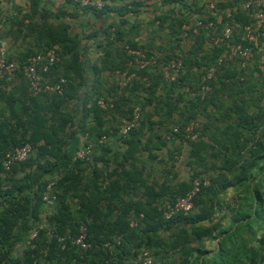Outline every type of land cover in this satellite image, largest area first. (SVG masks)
<instances>
[{
	"label": "trees",
	"instance_id": "trees-1",
	"mask_svg": "<svg viewBox=\"0 0 264 264\" xmlns=\"http://www.w3.org/2000/svg\"><path fill=\"white\" fill-rule=\"evenodd\" d=\"M99 1L103 2L101 9L80 8L75 5L81 10H90L96 14L111 10V7L105 4L106 0ZM187 6L190 11V5ZM215 10L217 14H222V10H219L217 6ZM251 13V10L246 9L243 14L231 11L230 17L224 16L221 25L218 26V33L225 29L227 23L231 27L233 22L243 25L251 23ZM195 18L203 20V22H215L216 20L213 17L205 19L180 13L176 17L174 27L177 34L185 35L193 41L190 52L184 56L169 52L173 55L158 62L146 64L138 70L137 74L140 77L148 78L147 84L131 81L121 94L117 93L115 85L105 89L100 80L91 84L90 87L85 86L77 45L68 38L63 26H48L44 33L41 31L38 35V37L40 36L38 38L39 48L28 50L21 57L16 58L17 62L22 65L28 56L58 46L55 49L59 60L48 75L52 79L63 76L67 80L62 95L31 94L28 90V82L20 71L16 72V76L21 80L13 83L16 86L19 84L18 88L15 86V89L12 87L8 92H5L3 86L7 85L6 88H8L10 84L4 83L7 80L5 77L0 79V83H4L0 86V98H4L9 103L8 116L0 115L1 158L10 149L25 144H29L31 150L32 148L38 149L37 159H30V153L24 162L12 165L7 171L0 162L1 171L6 174H10L12 171L13 174L17 171L24 172L23 177L15 180L8 192L0 191V198H3L7 203L6 212L10 211V215L29 217L37 222L40 216V207L45 204L42 197L47 186L51 183L46 175L57 174L59 176L56 189L54 184L51 186V194L61 204L58 214L51 217L52 220L59 223V226L58 229L52 230L50 233L55 251L60 256L66 257L62 264H71L74 257L71 250L74 249L81 253L102 250L104 255L101 263L113 264L111 256H107L108 252L121 248L124 239L128 245H133L135 240H139L137 246L150 240L151 246L153 240V242L159 241L158 233L162 224H165L166 228H170L190 222L192 230L194 225L203 227L202 223L205 224L210 218L208 211L211 209V202L215 201L220 191L223 192L229 188L241 191L236 211H232L231 224L228 227H219L217 223H212V227L206 230L218 236L217 251L207 257L205 255L209 252L199 248V245H192L190 259L193 255L194 258L190 264H264V255L262 256L264 247H261L262 252L260 250L257 253L255 248L247 246L253 239L264 244V235L256 238L257 229L264 225V172H262L264 168L262 170L259 168V162L264 159V107L260 106L261 99L264 98V69L261 70L256 63L261 60L259 48L263 39L261 36L259 37L258 47L251 45L253 58L245 70L240 68L237 59H233L228 61L227 65H222L213 78L205 80L203 77L206 71L223 55L224 48L211 44V31L198 27ZM184 25H187L189 29L184 30ZM196 28L197 33H194L193 30ZM241 35V30L233 29L232 42L247 45L246 41L240 39ZM174 39L178 41L179 37L176 36ZM205 41L209 42L207 48H204ZM127 48L131 51H142L143 57L130 54L125 50L119 55L117 65L113 66L114 59L110 58L109 54H105L101 61V68L113 73L115 68L123 70L128 61H132V63L138 61L141 66L151 59L150 52L140 50L133 44H128ZM171 58H179L182 64L179 74L172 81L164 77L160 70V67H164ZM150 64L153 65L148 66ZM262 66L264 65L262 64ZM152 68L161 73L150 78L149 71ZM248 71L251 78H258H253L249 84H244L246 81L244 76ZM96 73L98 76L100 75V68H96ZM256 74L257 76H255ZM230 77L234 78L230 79ZM234 81L235 84L232 83ZM202 86H207L209 90L203 91ZM17 89H20L19 92H16ZM81 90L83 102L80 110L77 107L66 110L65 105L68 102L79 100ZM141 90L145 94L144 105L147 110H142V118L140 117L137 126L127 136L120 137L117 135L119 126H114L116 121L114 115L128 118L134 108L130 107V98L136 91L140 92ZM106 95H113L115 98L112 107L106 103ZM98 100H105L108 107L106 109L99 107ZM219 104L229 105L230 111L236 116L235 120H238L236 128L232 130L229 139H227V144H224L221 138L222 134L226 133V129L221 130L218 126H212L213 129L204 127L197 131L196 124L193 123V120L204 111H207L205 115L210 117L211 121L223 119L224 116L218 109ZM248 107H250L251 113L247 111ZM106 116L111 117L108 122L112 124L110 126L113 129L112 136L117 139L116 142L119 144L111 146L107 144L109 142L107 138L105 144L93 147L91 158L88 161L74 160L76 151L87 144L81 143V139L86 134L96 139L103 135L108 137V129L105 128L103 120V117ZM167 126L168 128L165 129ZM188 127L191 128L190 133L186 130ZM195 134L196 138L191 140L190 137ZM26 136L28 137L26 138ZM16 138H19V142ZM184 142L190 145L187 162H190L188 167L191 170V177L187 180H179L174 171L175 167L170 161H174L175 155L181 152ZM223 145H228L230 149L228 147L224 149ZM163 148L166 149L165 158H161L160 162L170 163L171 168L166 167L165 173H161L162 178L154 180L152 168L147 163L153 164L158 158L156 152ZM228 149L233 153V157L229 158L228 155H223L221 158V153ZM50 150H54V161L46 159ZM209 150L216 153L215 156L217 159L219 158L220 165L211 164L218 170V173L207 180L199 178L200 173L197 171L202 167L195 166L197 163L195 159L199 161L202 159L201 155ZM231 159L234 161V165L229 163ZM103 161L111 165L108 175L110 195L117 188L124 190L128 186L130 189L132 207L128 208L130 212L128 210L125 213L135 212L137 217H142L141 220L146 227L142 229L140 237H136L137 232L127 227L126 220L117 224L121 236L102 238L96 234L93 235V224L83 218L84 215L89 216L83 207L79 210L80 220L76 223L74 234H64L65 228L71 227L68 225L67 214H65L67 205L64 200H61L59 194L61 191L62 194L77 193L75 187L82 177L83 166L91 162L101 163ZM145 163L148 170L143 171L146 168ZM93 171L96 173V170ZM260 171L262 172L261 179L258 175ZM227 172L232 175L227 176ZM255 172L256 175L253 174ZM204 180H207L209 184L200 186L192 200V210L188 214L178 213L170 219L164 218L161 210L162 205L174 203L192 189L194 181H199L202 184ZM99 191V186L95 184L94 190L82 200L81 205L84 206L87 203V206L90 207L93 203L107 198L106 193ZM216 203L222 204L221 201H216ZM80 227L85 229V241L90 245V248L85 252L69 243V238L78 236ZM204 227L206 228V226ZM247 233H250V236H246ZM44 234L45 232L40 230L38 238H43ZM152 235L154 236L152 237ZM59 238H62L63 242H59ZM117 239H119V244L115 242ZM7 243L8 240H4L0 228V264H15L9 249L6 248ZM105 243H111L113 246L110 249L104 248ZM143 252L146 251L143 250ZM140 256L137 258V264ZM187 256L183 262L188 263Z\"/></svg>",
	"mask_w": 264,
	"mask_h": 264
},
{
	"label": "rangeland",
	"instance_id": "rangeland-1",
	"mask_svg": "<svg viewBox=\"0 0 264 264\" xmlns=\"http://www.w3.org/2000/svg\"><path fill=\"white\" fill-rule=\"evenodd\" d=\"M255 76H257V74ZM244 77L246 80L244 84H249L251 82L250 80L253 78H258H251L249 71ZM233 78L234 77H230V79ZM20 80V77L16 76L12 80H6L4 83L13 84L19 82ZM4 83H0V86ZM232 83L235 84V81ZM6 86L7 85L3 86V90L8 92L9 89H7ZM262 102L264 103V98H262L260 102V106L264 107ZM8 104V101L4 100V98H0V115L3 114L8 116ZM218 109L224 116L223 119L219 121L216 119L211 121L209 119L210 117H206L205 115L207 114V111H204L193 120V123L196 124L197 131L203 129L204 127L213 129L212 126H218L221 130L226 129V133L222 134L221 138L224 144H227V139H229L232 130L236 128V122L238 123V120H235L236 116L230 111L229 105L219 104ZM247 111L249 113L252 112L250 107L247 108ZM226 126L227 128H225ZM167 128L168 126L165 129ZM27 137L28 136H26V138ZM195 138L196 134L190 137L191 140ZM18 139L19 138H16L17 142H19ZM222 147L224 149L225 147L230 149L228 145H223ZM229 149L224 150L225 152L221 153L220 157L222 158L223 155H228L229 158L233 157V153H231ZM31 151L30 159H37L36 156L38 154V149L32 148ZM189 151V143L187 144L184 142L181 152L175 155L174 161H170L175 167L174 171L177 173V178L179 180H187L191 177V170L188 167V163L190 162H187L190 153ZM165 152V148L156 152L158 158L154 161V165L152 163H147L148 166L152 168V178L154 180H160L163 176H161V173L164 174V170L171 168L170 163H167L166 161L160 162L161 158H165ZM215 154V152H211L209 150L207 153H203V155H201L202 159H199V161H197L198 159H195L197 162L195 166L198 165L202 167L198 169L199 171L196 170L200 173L199 178H205L209 180L208 178L213 177L218 173V170L213 167L214 164L218 166L220 165V160L219 158L217 159ZM46 159L51 161L55 160L54 150H50V153L46 156ZM190 160H192L191 157ZM0 162H2L1 155ZM114 162V164H116V161ZM229 163L231 165L235 164L232 159L229 161ZM147 164L145 163L144 166L146 168L145 170L143 169V171L148 170ZM110 166L111 165L109 163H104V161L101 163L91 162L88 165H84L82 177L80 180H78L77 186L75 187V192L77 193L62 194V191L61 193L59 192V195H61V200H64L65 204L67 205L65 214H67L68 225L71 227L65 228L64 234H74L76 231V223L78 220H80L79 210L83 207L84 211H87L89 215L87 217L84 215L83 218H85L86 221L92 222L93 235L96 234L102 238L121 236L117 224L126 220L127 227L130 228V230L137 232L136 237L141 236L142 229L146 227L145 223L141 220L142 217H137L135 212L125 213L128 212V210L130 212V209L128 208L132 207L130 203L131 193L129 191L130 189H128L129 187L127 186V188L124 190L117 188L112 193L114 196L110 195L111 191L108 190V175L111 170ZM259 168H261V170L264 168V159L262 162H259ZM93 170H96V173H93ZM0 172V191L2 192H8L14 185V181L22 178L24 175L23 171H17L15 174H13L14 172L12 171L10 174H6L5 172L1 171V168ZM262 172L260 171V173H258L260 179ZM226 174L227 176L232 175L230 172H227ZM253 174L256 175V172ZM46 177L50 180L51 186L54 184L56 189V183L57 180H59V176L57 174H53L46 175ZM95 184L99 186L101 192L106 193L107 198L105 197L103 200L93 203V205L90 207L87 206V203L82 206V200L85 199V197L89 195L92 190H94ZM239 192L241 191L234 188L226 189L223 192L220 191V193L216 196L215 201L211 202L210 204L211 209L208 211L210 212V218L205 224L202 223L203 227L194 225L192 230L190 222H183L184 225L179 224L171 226L170 228H166V225L162 224L158 233V237H160L159 241L153 242V240L151 246L150 240H146L137 246L139 240H135L133 245H128L124 239L122 245L120 246L121 248L113 249L110 253H107V256H111L113 264H137V258L144 250L148 252L149 256L151 257L152 264H190L194 258L193 255L190 259V247L192 245H199V248L205 252H209L207 255H205L209 257L217 251V242L219 238L217 235H215V233H211L206 229L211 228L212 223H217L219 227H228L231 224L230 218L233 213L232 211H236L237 205L240 202ZM216 201H221L222 204L219 205L216 203ZM6 206L7 203L4 202L3 198H0V228L2 237L5 241L8 240L6 248L9 249L10 256L14 260L15 264H62L65 262L66 257L60 256L58 252L55 251L50 233L52 230L54 231L58 229L59 226V223H57L56 220H52L51 218L52 216H56V214H58L59 209L61 208V204L59 202L56 201L53 205L42 204L40 207L39 220L37 222H34L33 219H30L29 217L22 218L20 215H10V211L6 212ZM204 226H206V228ZM263 226L264 225H261L260 229H257L256 238H260L264 235ZM40 230L45 232L43 238H38ZM153 236L154 235H152V237ZM246 236H250V233H247ZM247 246H252V248H255L257 253H259L260 250L262 252L261 247L263 248L264 244L258 242L257 239H253L247 244ZM71 251H73L72 254L74 255L71 264H102L101 259L104 255V251L102 250H95L92 253H81L76 249ZM186 255H188V263L183 262L184 258H186ZM263 255L264 249L262 252V256Z\"/></svg>",
	"mask_w": 264,
	"mask_h": 264
},
{
	"label": "crops",
	"instance_id": "crops-1",
	"mask_svg": "<svg viewBox=\"0 0 264 264\" xmlns=\"http://www.w3.org/2000/svg\"><path fill=\"white\" fill-rule=\"evenodd\" d=\"M247 1L250 0H106L105 4L109 5L111 10L96 14L90 10H81L70 0H0V45L5 47L9 58H19L28 50L39 48L40 36L38 35L41 31L44 33L50 25L63 26L68 38L77 45L85 86L90 87L91 84L100 80L105 89L115 85L117 93L121 94L126 87L121 85L126 77H131L132 82L138 81L141 84H147L148 78L137 74L138 70L143 68L138 61L133 63L128 61L123 70L115 68L113 73L102 69L101 61L105 54H109L110 58L114 59L113 66L119 62L118 57L121 52L124 53L126 50L130 53L128 44L150 52V58L155 62L172 56L173 54L169 52L184 56L190 52L193 41L185 35L177 34L175 30V20L180 13L190 14L192 17L217 19L216 6L222 10V15L231 11L243 14L244 4ZM258 1L264 7V0ZM187 5H190V11ZM261 29L260 36L263 39L261 47H264V24ZM176 36L179 37L178 41L174 39ZM207 47L209 42L205 41L204 48ZM171 59L180 60L179 58ZM256 63L263 70L261 60ZM96 68H100L99 76ZM160 70L167 78L165 68L161 66ZM149 72L150 78L161 73L154 68ZM15 86L10 84L7 89ZM16 87L18 88L19 84ZM19 90L17 89L16 92ZM82 95L81 90L79 100L68 102L65 105L66 110L75 107L80 110L83 102ZM144 97L145 94L141 90L136 91L130 98V107L138 106L141 114L143 109L147 110ZM105 99L106 103L112 107L115 99L113 95H106ZM114 116L116 117L115 127L127 122L130 117V115L128 118ZM103 120L109 133L107 144L118 145L119 142L117 143V139L112 136L113 129L110 128L112 124L108 122L111 117H103ZM98 139L86 134L81 139V143L93 144L96 148L99 146Z\"/></svg>",
	"mask_w": 264,
	"mask_h": 264
},
{
	"label": "built area",
	"instance_id": "built-area-1",
	"mask_svg": "<svg viewBox=\"0 0 264 264\" xmlns=\"http://www.w3.org/2000/svg\"><path fill=\"white\" fill-rule=\"evenodd\" d=\"M72 3L76 4L80 8H90V9H101L103 7V2L99 0H70ZM245 9L251 10L252 13L250 17L252 18L251 23L241 24L239 22H233L232 27L229 23L225 26V29L218 33V26L222 23V16L225 15L227 18L230 17V13L218 14V18L215 22L207 21L195 18L196 25L206 30H210L212 34L211 44L213 46L224 48V53L221 55L215 64L211 66L207 71L203 79L210 80L214 77L216 71H218L222 65L228 64V61L237 59L240 68L246 69L249 61L253 58V49L251 45L258 46L259 37L261 35L260 30L264 24V7L258 0H250L245 2ZM212 7V6H211ZM213 8V7H212ZM249 15V14H248ZM241 30L242 35L240 39L246 41L247 45L241 43L232 42L233 29ZM184 30H188L187 25L183 26ZM197 33V28L193 30ZM261 62L264 65V47L260 48ZM131 54L137 55L138 57H143L142 51H130ZM59 57L55 48L46 49L43 52H38L33 55L28 56L25 62L20 65L17 59L12 57L9 58L6 54V49L3 45H0V79L6 78L13 79L16 76V72L20 71L23 77L28 82L29 91L33 95L40 94H57L62 95L67 80L60 76L57 79H52L48 73L58 62ZM155 63L152 58L142 64L144 67L148 63ZM181 61L177 59H170L164 68L167 71V78L169 80H174L179 74L181 69ZM264 69V66H263ZM131 82V77H126L122 87L127 86ZM203 91H208L207 86H202ZM97 104L102 109H106L108 105L103 100H98ZM110 107V106H109ZM141 117L140 108L134 106L130 119L127 122L119 125L117 128V135L120 137H125L128 133L137 126ZM187 132L190 133L191 128L188 127ZM176 131V129H175ZM107 136L103 135L99 138L98 144L102 145L107 142ZM93 144H85L81 146L75 153L74 160L88 161L91 158L93 152ZM31 153V146L29 144L22 145L20 147H15L7 151L2 157L3 168L7 171L14 164H19L24 162ZM209 183L204 180L202 184L199 181H194L192 189L183 197L178 198L174 203H165L162 205L161 210L165 219H170L178 213L188 214L193 207L192 200L195 194L199 191L201 185L207 186ZM43 202L46 205H53L55 203V196L51 194V184L46 188V192L42 197ZM85 229L80 227V232L75 238H69V243L73 246L78 247L81 251L85 252L90 248V245L85 241ZM59 242H63L62 238L58 239ZM116 244H119V239H117ZM113 246L111 243H105L104 248L110 249ZM64 248V246H62ZM138 264H152L151 257L147 252H143L138 260Z\"/></svg>",
	"mask_w": 264,
	"mask_h": 264
}]
</instances>
